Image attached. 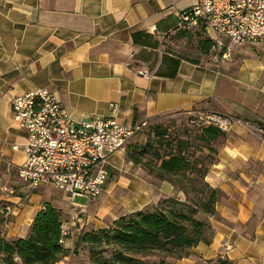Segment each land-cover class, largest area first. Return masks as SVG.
<instances>
[{
  "label": "crops",
  "instance_id": "crops-1",
  "mask_svg": "<svg viewBox=\"0 0 264 264\" xmlns=\"http://www.w3.org/2000/svg\"><path fill=\"white\" fill-rule=\"evenodd\" d=\"M194 3L0 0V159L16 169L25 160L28 132L15 122L11 101L38 88L55 91L76 121L107 116L111 105L128 123L197 110L240 119L212 142L215 159L205 180L220 197L209 218L211 241L192 247L178 264H214L219 257L232 264H264V134L254 128L264 126V40L235 45L227 57L225 49L200 52L198 62L181 56L174 77L157 75L164 56L166 61L179 57L162 39H190L196 32L177 26L178 13ZM137 31L149 33L148 41H158L157 47L135 43ZM146 52L157 58L156 68L142 57ZM108 162L112 176L98 198H71L52 184L30 188L23 182L16 194L1 195L8 203L5 211L0 208V236H27L36 213L50 202L64 215L63 245L69 249L55 264H73L83 232L168 196L186 198L172 182L126 163L123 152ZM115 169L122 170L120 176ZM130 169L138 175H126Z\"/></svg>",
  "mask_w": 264,
  "mask_h": 264
},
{
  "label": "trees",
  "instance_id": "trees-1",
  "mask_svg": "<svg viewBox=\"0 0 264 264\" xmlns=\"http://www.w3.org/2000/svg\"><path fill=\"white\" fill-rule=\"evenodd\" d=\"M149 38L150 34L146 31L133 34L135 43L156 48L159 42L152 45ZM202 42L201 53L206 54L214 46V41L208 38ZM178 56L169 57L170 61H166L164 56L155 73L174 77L182 58ZM166 62L169 63L166 65ZM152 126L158 139L164 136L160 125ZM198 127L201 128L199 137L207 142L213 153L212 161L207 164L198 159L195 150H191L194 144L189 139H177L175 143L165 144L159 141V148H154L157 157L154 178L172 182L185 193L186 198L182 200L177 196H168L154 204L152 209L149 205L120 216L107 227L85 231L75 244V252L79 247L89 246L93 264H178V260L188 256L187 251L192 247L200 242L211 241L204 234L212 225L196 215L216 214L220 191L213 188L205 178L215 159L216 148L212 142L225 131L213 124ZM162 148L163 153L157 152ZM127 161L139 163L140 159L127 151ZM152 173L149 172L150 175ZM190 193H194L193 197H190ZM62 225V211L46 202L36 213L27 236L11 240L0 236V264H55L69 253V249L61 242ZM152 257L157 259L151 260ZM170 257L175 261L167 260ZM214 264L232 263L219 257Z\"/></svg>",
  "mask_w": 264,
  "mask_h": 264
},
{
  "label": "built area",
  "instance_id": "built-area-1",
  "mask_svg": "<svg viewBox=\"0 0 264 264\" xmlns=\"http://www.w3.org/2000/svg\"><path fill=\"white\" fill-rule=\"evenodd\" d=\"M177 26L213 31V48L225 49L227 57L235 45L264 40V0H196L178 13ZM11 108L15 122L28 132L25 160L17 167L21 182L30 188L52 184L71 198H98L110 179V155L125 152L131 138L152 122H125L117 105L107 116L76 121L50 88L15 95ZM188 119L191 125L213 124L223 131L241 122L209 110L190 112ZM254 128L264 134L263 125ZM62 234L63 243L67 233Z\"/></svg>",
  "mask_w": 264,
  "mask_h": 264
},
{
  "label": "rangeland",
  "instance_id": "rangeland-1",
  "mask_svg": "<svg viewBox=\"0 0 264 264\" xmlns=\"http://www.w3.org/2000/svg\"><path fill=\"white\" fill-rule=\"evenodd\" d=\"M206 29H200L194 32L192 38H174V35H170L169 39L163 42L165 43L164 48L170 50H177L178 55L183 57H189L195 59L199 57V53L201 52V46L203 44L204 39L210 38L208 36ZM202 37V38H201ZM215 52V49L212 47L207 53ZM144 59L150 60L149 66L152 68H156L157 58L153 56V52H146L142 55ZM189 116L186 114H167L164 115L154 121H152V125H160L162 132H164V136L158 139L157 135L154 131V126L145 127L142 131L136 133L130 140L128 147L126 148L124 153V157L127 161V151L130 153L136 154V156L140 159L139 163L132 162L133 168L141 167L144 171L143 172H151L153 178L155 177L154 167L155 163L157 162L156 152L155 149L159 148V141L165 143L173 142L177 139H189L193 142L194 147L191 150L196 151V156L198 159H202V161L207 164L213 159V153L209 150V146L207 142L199 137V133L201 128L198 126L191 125L189 123ZM151 121V120H149ZM148 145V146H145ZM155 148V149H154ZM165 148V147H164ZM161 151H157L163 153V149ZM114 174L120 176L122 170L115 169ZM126 175L135 176L138 175L137 172L135 173L133 170H127ZM110 178L112 176V172L110 173ZM119 174V175H118ZM136 177V176H135ZM117 180L123 181V178L118 177ZM200 187V185H197ZM21 188V180L18 176V171L14 167H10L6 165V163L0 159V208L2 211H5L4 207L7 205L8 201L1 197L3 194L10 193L11 191H15L16 194L18 190ZM194 193H190V197H193ZM79 200V199H78ZM154 204L150 205L151 208ZM152 209V208H151ZM1 214V213H0ZM197 218L202 219L204 221H208L210 223V216L203 213H198ZM64 217V215H63ZM212 227V226H211ZM213 228V227H212ZM212 228H208L205 231L204 236L206 238H211L214 230ZM78 255H76L75 260H73V264H93L90 259V251L89 246L84 245V247H79ZM188 256L192 253L188 250ZM190 252V254H189ZM187 256V257H188ZM157 257H152L151 260H155ZM169 261H175L174 258H168ZM181 260V259H180ZM177 261V260H176ZM179 261V260H178ZM203 264V263H199Z\"/></svg>",
  "mask_w": 264,
  "mask_h": 264
}]
</instances>
